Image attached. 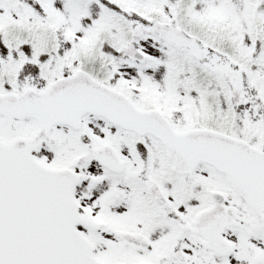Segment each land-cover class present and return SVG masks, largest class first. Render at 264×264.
<instances>
[{
	"label": "snow or ice",
	"instance_id": "6c2138e0",
	"mask_svg": "<svg viewBox=\"0 0 264 264\" xmlns=\"http://www.w3.org/2000/svg\"><path fill=\"white\" fill-rule=\"evenodd\" d=\"M0 264H264V0H0Z\"/></svg>",
	"mask_w": 264,
	"mask_h": 264
}]
</instances>
